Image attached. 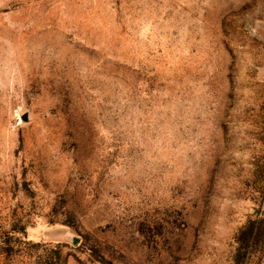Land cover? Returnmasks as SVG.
Masks as SVG:
<instances>
[{
  "label": "rangeland",
  "instance_id": "obj_1",
  "mask_svg": "<svg viewBox=\"0 0 264 264\" xmlns=\"http://www.w3.org/2000/svg\"><path fill=\"white\" fill-rule=\"evenodd\" d=\"M258 217L264 0H0V264H264Z\"/></svg>",
  "mask_w": 264,
  "mask_h": 264
},
{
  "label": "trees",
  "instance_id": "obj_2",
  "mask_svg": "<svg viewBox=\"0 0 264 264\" xmlns=\"http://www.w3.org/2000/svg\"><path fill=\"white\" fill-rule=\"evenodd\" d=\"M237 262L247 261L252 250L264 242V217L248 221L239 234Z\"/></svg>",
  "mask_w": 264,
  "mask_h": 264
}]
</instances>
